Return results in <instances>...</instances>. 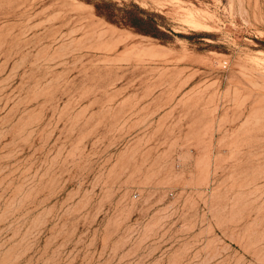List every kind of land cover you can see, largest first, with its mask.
Instances as JSON below:
<instances>
[{
	"label": "rangeland",
	"instance_id": "obj_1",
	"mask_svg": "<svg viewBox=\"0 0 264 264\" xmlns=\"http://www.w3.org/2000/svg\"><path fill=\"white\" fill-rule=\"evenodd\" d=\"M104 1L0 0V264H264V0Z\"/></svg>",
	"mask_w": 264,
	"mask_h": 264
},
{
	"label": "trees",
	"instance_id": "obj_2",
	"mask_svg": "<svg viewBox=\"0 0 264 264\" xmlns=\"http://www.w3.org/2000/svg\"><path fill=\"white\" fill-rule=\"evenodd\" d=\"M93 5L95 13L104 20L119 26L133 30L135 33L143 36L160 38L165 36L160 32L152 19L135 5L118 6L117 4L100 1L93 3L91 0H85ZM161 36V37H162Z\"/></svg>",
	"mask_w": 264,
	"mask_h": 264
}]
</instances>
